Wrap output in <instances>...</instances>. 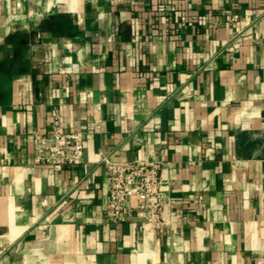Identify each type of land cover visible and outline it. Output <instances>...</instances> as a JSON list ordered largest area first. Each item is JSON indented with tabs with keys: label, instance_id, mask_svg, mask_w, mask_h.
Listing matches in <instances>:
<instances>
[{
	"label": "crops",
	"instance_id": "1",
	"mask_svg": "<svg viewBox=\"0 0 264 264\" xmlns=\"http://www.w3.org/2000/svg\"><path fill=\"white\" fill-rule=\"evenodd\" d=\"M106 156L162 162L165 223L107 220ZM0 264H264V0H0Z\"/></svg>",
	"mask_w": 264,
	"mask_h": 264
},
{
	"label": "built area",
	"instance_id": "2",
	"mask_svg": "<svg viewBox=\"0 0 264 264\" xmlns=\"http://www.w3.org/2000/svg\"><path fill=\"white\" fill-rule=\"evenodd\" d=\"M35 161L61 169L84 161L85 134L54 126L31 135ZM107 170L105 211L108 221L125 222L141 217L146 224H163V214L172 205L161 171L162 162L149 159L103 158Z\"/></svg>",
	"mask_w": 264,
	"mask_h": 264
}]
</instances>
